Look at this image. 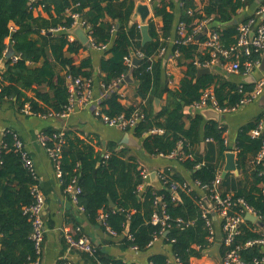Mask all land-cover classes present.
I'll return each mask as SVG.
<instances>
[{
    "label": "trees",
    "instance_id": "trees-1",
    "mask_svg": "<svg viewBox=\"0 0 264 264\" xmlns=\"http://www.w3.org/2000/svg\"><path fill=\"white\" fill-rule=\"evenodd\" d=\"M248 1L208 0L200 8L195 0H158L153 4V17L148 22L151 40L143 45L140 24L131 25L136 0H0V62L9 48V41L19 57L16 62L12 58L7 61V70L0 80L1 98H16L21 111L29 106L30 115L52 117L63 114L70 104L69 78L93 79L91 59L77 63L81 52L88 47L79 39H69L68 31L75 24L70 10L79 14L88 28L93 45L90 47H107L102 50L104 57L99 67L101 87L108 92L100 103L101 112L111 119L121 116L130 119L140 113L142 119L134 128L125 131L141 142L146 155L157 158L175 153L179 164L190 173L193 185L198 182L207 187L202 190L201 186H196L190 192L180 190L179 198H175L168 185H161V188L146 185L142 174L144 167L130 147L120 149L118 144L111 142L103 155L96 151L93 138H82L76 131L49 129L43 133L46 147L54 148V134L63 132L61 152L54 163L60 167V180L65 191L74 182L81 188L77 196L78 206L89 223L116 232L122 237V248L147 252L157 242L156 237L169 247L170 253L164 251L150 255L148 264H170L171 258L177 260V264H192V259L202 257L215 245L209 241L211 228L202 215L200 203L203 198L213 196L218 176L221 181L216 189L222 196L232 194L234 200L244 199L261 217L259 226L249 220L241 224L232 248L242 247L239 254L245 262L264 258L260 246L245 247L248 241L260 237L258 229L264 227V178L261 176L264 159L260 163L257 161L263 138L250 135L261 118L239 133L237 168L251 179L243 184L244 178H235L231 174L223 178L221 175L230 150L225 142L226 127L213 120L206 121L201 113L191 112L201 101L203 93L211 88H214L221 109L236 107L253 88L230 84L214 73L199 75V65L205 66L212 61L211 50L200 48L208 36L186 45L171 42L178 37L180 22H185L192 32L203 19L213 17L212 31L219 33L222 47L229 49L237 43L239 26L230 23ZM39 6L49 18L34 15V9ZM154 18L163 20V28H157ZM12 24L15 31L11 30ZM164 48L166 53L160 57ZM176 52L179 57L175 61L185 71L179 88L172 89L164 61L166 54ZM138 54L144 57L139 58L137 66L126 64V58L134 59ZM258 57L254 55L253 58ZM221 59L230 62L224 57ZM245 60L243 57L242 63ZM41 62L42 65L36 68L28 65ZM129 74L138 85L137 96L142 101L124 106L121 95L111 87ZM43 87L48 90L43 91ZM27 91L34 96L28 97ZM164 95H167L165 103L157 113L154 102L163 100ZM154 130L163 132L153 133ZM17 141L20 140L15 133L7 132L0 148V264H33L43 258L35 248L32 216L26 211L36 202L34 188L39 186V181L35 170L26 166L23 155L27 152L24 147L16 146ZM160 174L170 182H188L172 167L165 168ZM158 197H162L166 212L173 219L166 230L152 223L153 215L162 212L161 206L156 204ZM240 211L241 206L236 205L231 213ZM178 218L194 223L180 225L174 221ZM209 219H212L211 215ZM220 221L222 233L223 220ZM213 223L217 229L215 220ZM128 225L129 234H125ZM45 226L47 229V224ZM167 231L169 234L165 236ZM63 241L67 252L66 239ZM227 251L223 245L222 257ZM79 254L91 264H126L98 247L95 256ZM58 264H68V259L63 257Z\"/></svg>",
    "mask_w": 264,
    "mask_h": 264
},
{
    "label": "crops",
    "instance_id": "crops-1",
    "mask_svg": "<svg viewBox=\"0 0 264 264\" xmlns=\"http://www.w3.org/2000/svg\"><path fill=\"white\" fill-rule=\"evenodd\" d=\"M136 1L138 4L140 0ZM195 3L198 7L203 8L208 3V0H195ZM263 5L264 0H249L247 5L238 13L236 18L238 24H241L256 15ZM33 12L36 17L41 16L49 18V14L44 11L42 6L35 8ZM261 19L264 20V14L261 16ZM154 20L158 29L163 28L164 22L161 18H154ZM135 21L140 24L139 18ZM11 26H14L16 29L14 24ZM76 28L77 27L74 26L68 31L69 36L74 39H79L74 33ZM10 44L11 42L9 41V48L6 51L5 57L0 62V80H2V76L7 70V61L9 58H7L6 55L11 48ZM87 47L88 48L79 55L77 63H80L86 58H90L92 61L94 68L92 86L93 99L89 105L74 109V111L66 117H43L26 114L24 111H21L16 98L8 99L0 97V148L3 144L6 133L13 132L17 135L19 140L22 142L25 151L33 160L34 170L39 181V189L46 198L44 221L45 224H47V230L45 235L42 264H58L60 259L66 256L65 244L63 241L65 238V232H67V230L74 231L77 228H80L82 233L85 234L94 245L100 248L101 251L106 252L108 255H111L116 259L123 260L126 264H148V258L150 255L164 251L170 253L169 247L159 240L154 242L147 252L136 251L133 248H122V237H113L108 231H105L101 225L96 226L89 223L83 211L80 210L79 206L73 202V195L69 194L67 190L65 191L62 188V182L58 177L54 160L50 157L41 139V136H44L43 133L49 129H66L76 131L82 138H93V144L96 151L103 155L107 153L106 149L111 142L118 144L120 149L130 147L132 154L138 157L141 165L149 173V178L145 179L146 185L161 188L158 175L165 168L172 167L177 172L181 173L186 178V181L193 186V188L196 187L193 185L194 183L191 180L190 173L182 168L176 158H153L146 155V153L142 150L141 142L135 139L131 132H126L120 128L110 127L95 115V111L99 108L101 101L108 95V92L103 91L100 82L101 74L99 67L101 60L104 57V51L92 48L88 45ZM200 48L202 50L205 49L204 43L200 44ZM257 60L259 62L257 67H255L251 73L244 75L232 73L230 69L231 63L229 61L225 63L221 58H219L215 64L209 66V68H211L210 73L216 74L230 84L248 86L254 89L256 83L261 79H264V53L259 55ZM165 61L164 67L166 73L169 77H171L169 87L177 89L184 77L185 68L177 65L172 54H166ZM28 65L31 68H36L40 67L42 62L28 63ZM131 80V82H127L125 80L120 86L112 90L122 95L121 103L124 106H131L133 104L136 105L142 101V99L137 96V83L132 79V77ZM42 90L47 91L48 89L43 87ZM210 90L213 92L214 88H211ZM26 94L28 97L34 96L31 91H27ZM166 97L167 95L163 96L161 106L164 105ZM206 109L208 110V108H205V110ZM196 113L199 112L197 111ZM263 114L264 94L247 104L240 105L235 110H229L223 113L220 121L207 119L203 114L202 116L206 121L213 120L226 127L225 142L227 147L230 149L227 154L234 153L235 161L237 162L236 147L241 129L251 123H255L263 117ZM187 125H189V123H187ZM127 133H129L130 137L133 139V145L123 143ZM228 163L229 159L226 157L222 168V177L226 172L227 174L224 177L231 174L235 178H244L243 184L251 181L250 178L248 179L246 174L242 175L238 168L237 171L227 172L226 168ZM155 172L157 173V179L152 177V174ZM212 219L217 223L216 233L218 235V241L220 238L222 239V233L220 231L221 221L218 216L214 215L212 216ZM245 220H247L246 216L244 217V221ZM49 222L51 225H49ZM254 224L258 225V223ZM262 227H259L258 230L260 231V228ZM262 252L264 253V247L262 248ZM70 258L74 264H91L84 256L76 252H73ZM173 262L174 260L171 258V263ZM219 263L220 261L217 257L206 253H204V255L200 258L192 259V264Z\"/></svg>",
    "mask_w": 264,
    "mask_h": 264
},
{
    "label": "built area",
    "instance_id": "built-area-1",
    "mask_svg": "<svg viewBox=\"0 0 264 264\" xmlns=\"http://www.w3.org/2000/svg\"><path fill=\"white\" fill-rule=\"evenodd\" d=\"M158 0H147L145 3L149 5L153 12V4ZM246 2L247 0H243ZM69 14L75 19L74 26H81L86 33L88 34L89 42L92 45L91 38L89 37L88 28L85 26V23L81 20L79 14H73L70 10L68 11ZM192 13V11H190ZM264 14V5L260 8V10L254 15L253 17L249 18L247 21L239 24L238 26V37L237 43L231 46L229 49H225L222 47L220 41V35L217 31H212V23L213 17L203 19L199 25L190 32L189 26L185 22H180L177 27L178 37L176 39H172L171 42L177 45H186L193 43L197 40V36L202 34L205 29H208V36L207 41L204 43L205 48L211 50L212 61L205 66L199 65V68L209 67L217 62L219 58H226L230 60V69L232 73L236 74H244L247 75L251 73L255 67L259 64L258 60H254V55H261L264 53V20L261 19V16ZM141 27V25H140ZM72 29V28H71ZM11 30L15 31L14 26H11ZM61 29H57L59 31ZM253 34V35H252ZM71 41L74 40L73 37L69 36ZM107 47L102 46L98 47L99 50H105ZM166 53V48L162 49L160 52V57H163ZM144 57L143 54H138L136 58ZM179 57V53L173 55V58L176 59ZM246 57V60L242 63L241 59ZM14 62L19 60L18 56L12 58ZM126 64L130 67H133V59L126 58ZM126 77H123L117 80L113 86L111 87L112 90L118 86H120ZM93 79H83V78H69V92H70V104L67 107L66 111L61 115H55L57 117H66L70 113L74 111L76 108L86 107L93 99ZM264 94V79H261L256 83L255 88L240 101V103L232 108V109H221L215 99L214 93L209 89L203 93L201 101L196 103L193 106V109L196 111L204 110L205 108H212L221 114L229 111L235 110L240 105L247 104ZM122 97V95H121ZM211 102V104H209ZM26 114H30L29 106H26L24 109ZM95 115L99 117L106 125L110 127L120 128L125 130L127 128H134L136 124L142 119L140 113H136L130 119H124L123 116L119 118L111 119L107 115L101 112V108L95 111ZM53 116V115H51ZM162 130H154L153 133H162ZM62 136L63 132L56 133L53 136V140L55 141L54 148L46 147L43 137L41 139L49 153L50 157L55 160L58 158V154L61 152L62 146ZM252 137H262L263 138V146L261 151L257 156V161L260 163L264 159V114L263 117L258 122L256 128L251 131ZM208 141H211L209 139ZM16 146L18 148H23L22 142L17 141ZM24 161L26 166H28L31 170H34V164L32 158L28 155V153H24ZM176 154L173 153L169 157L175 158ZM56 165V164H55ZM57 174L58 177L61 178V170L60 167L57 165ZM142 174L145 179L149 178L148 171L144 168ZM261 176L264 178V172L261 173ZM161 185L164 187L168 185L169 190L173 193L175 198H179L176 196V193L179 194L180 190H184L190 192L193 190V186L189 182L179 183L176 181H167L166 176H162L161 174L158 175ZM221 177L218 176L217 180L214 182V194L209 199L207 197L203 198V202L200 203L202 208V215L204 218L208 220V226L211 228V236L209 237V241L211 243H217L216 239V229L213 223V220L209 219V216H218L220 219L223 220L222 225V239L221 245L226 246L228 248L227 253L224 257H222L221 263L224 264H263L264 258L255 259L252 262H245L240 254L239 251L241 250V246L236 248H232L235 237L240 233V226L244 222V217L248 214L256 216L259 221H261V217L257 214L254 208H252L244 199L234 200L233 195L229 194L226 196H222L221 193L216 189L217 185L220 182ZM195 186H201L202 190H205L207 187L200 185L198 182L195 183ZM262 190L264 195V183L262 184ZM67 192L73 195V202L78 205L77 196L81 193V188L78 186L77 182H74L70 187H68ZM36 202L33 206L28 208L26 211L29 212L32 216L33 222V240L35 243V248L37 253L41 256L43 254L44 249V242H45V235H46V226L44 221V211L46 209V198L44 194L39 189V186L34 188ZM209 203L212 205L210 206ZM157 205L161 206V213L156 212L153 215L152 223L154 225L162 226L164 229L169 228L171 226L170 221L173 220L172 217L166 212V204L164 203L162 197L157 198L156 201ZM238 205L241 206V211L239 213H231L234 207ZM80 208V207H79ZM80 210L83 211L82 208ZM104 219V216H102ZM180 225L186 224L187 226L194 223V221H184L182 218L174 219ZM165 229V230H166ZM163 230V231H165ZM108 232L113 237H118V234L110 229ZM260 237L254 240H250L245 244V247H253V246H260L261 248L264 247V228H260ZM166 234V232H165ZM164 234V235H165ZM65 239L67 242V252L66 258L68 259V264H74L71 260V255L73 252L76 253H84L88 254L90 257L95 256L97 252V246L94 245L90 239L82 233L80 228L73 230H67L65 232ZM159 238L156 237L155 241H158ZM134 250L138 251L137 248H133ZM33 264H42V259L39 258ZM170 264H177V260Z\"/></svg>",
    "mask_w": 264,
    "mask_h": 264
},
{
    "label": "water",
    "instance_id": "water-1",
    "mask_svg": "<svg viewBox=\"0 0 264 264\" xmlns=\"http://www.w3.org/2000/svg\"><path fill=\"white\" fill-rule=\"evenodd\" d=\"M176 2H179L180 0H175ZM153 17V12L151 10V8L149 7L148 4L142 2L141 0L138 2L134 16H133V20L131 22V25L133 23H135L138 18L140 19V24H141V31H142V35H143V45L148 43L151 40V37L149 35V20ZM231 25H238V21L235 19L233 20L231 23ZM74 33L78 36V38L81 40V42L85 45L91 46L90 42H89V38L88 35L86 33V31L81 27V26H77L76 30L74 31ZM208 33V29H205L204 32L202 34H200L198 36V40L201 39L202 37L206 36ZM253 35V34H252ZM17 56L15 54V52L10 48L6 57L7 58H13ZM139 63V59L134 57L133 59V65L137 66ZM166 64V61H165ZM211 72V68L209 67H203V68H199L198 73L199 75L202 74H207ZM126 81L127 82H131V74H129L126 77ZM155 105V110L156 112H160L162 110V106H161V100L160 99H156L154 102ZM192 113H196L197 111L195 109H191ZM199 113L203 114L207 119H215L217 121L221 120L222 114L212 108H208V110L204 109V110H199ZM217 116V118H216ZM125 140L123 141V143L127 144V145H133V139L130 137V134L127 133L125 135ZM227 157L229 159V163L227 165V172L228 171H237V164L235 161V154L234 153H228ZM227 173L225 172L223 175L225 176ZM223 176V177H224ZM152 177L157 179V173L155 172L154 174H152ZM176 196L179 197V194L176 193ZM210 206H212L209 203ZM110 206L112 208L115 207V205L113 204V202H110ZM246 219L253 222V223H260V221L258 220V218L256 216L253 215H246ZM125 234H129V225L125 231ZM169 234V231L166 232L165 236H167ZM221 249H222V245H221V238L218 240V242L209 250H206L204 253L206 254H210L213 255L215 257L218 258V260L221 262L222 261V255H221Z\"/></svg>",
    "mask_w": 264,
    "mask_h": 264
}]
</instances>
